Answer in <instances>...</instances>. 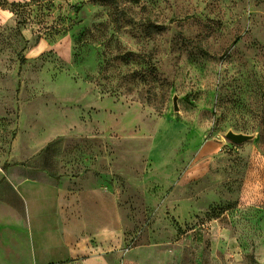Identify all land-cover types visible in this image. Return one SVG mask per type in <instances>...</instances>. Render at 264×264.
<instances>
[{
  "label": "rangeland",
  "instance_id": "1",
  "mask_svg": "<svg viewBox=\"0 0 264 264\" xmlns=\"http://www.w3.org/2000/svg\"><path fill=\"white\" fill-rule=\"evenodd\" d=\"M19 132L111 192L100 258L264 264V0H0V163Z\"/></svg>",
  "mask_w": 264,
  "mask_h": 264
},
{
  "label": "crops",
  "instance_id": "2",
  "mask_svg": "<svg viewBox=\"0 0 264 264\" xmlns=\"http://www.w3.org/2000/svg\"><path fill=\"white\" fill-rule=\"evenodd\" d=\"M22 132L0 163V264H117L99 257L101 244L116 233L99 225L102 200L111 192L90 173H54L60 164L38 160L35 147H19Z\"/></svg>",
  "mask_w": 264,
  "mask_h": 264
},
{
  "label": "water",
  "instance_id": "3",
  "mask_svg": "<svg viewBox=\"0 0 264 264\" xmlns=\"http://www.w3.org/2000/svg\"><path fill=\"white\" fill-rule=\"evenodd\" d=\"M173 104H174V109L177 110L175 100H174ZM226 139L229 140L230 142L234 143V144L239 145V144H243L244 142L249 140L250 136L242 135V134H234V133L229 132L226 134Z\"/></svg>",
  "mask_w": 264,
  "mask_h": 264
},
{
  "label": "trees",
  "instance_id": "4",
  "mask_svg": "<svg viewBox=\"0 0 264 264\" xmlns=\"http://www.w3.org/2000/svg\"><path fill=\"white\" fill-rule=\"evenodd\" d=\"M11 7L15 10L16 13H19L20 8L22 7L21 4H17V3H12Z\"/></svg>",
  "mask_w": 264,
  "mask_h": 264
}]
</instances>
